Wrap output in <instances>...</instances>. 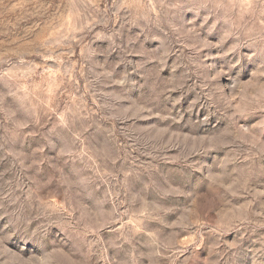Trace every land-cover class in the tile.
Returning a JSON list of instances; mask_svg holds the SVG:
<instances>
[{
  "label": "rangeland",
  "instance_id": "1",
  "mask_svg": "<svg viewBox=\"0 0 264 264\" xmlns=\"http://www.w3.org/2000/svg\"><path fill=\"white\" fill-rule=\"evenodd\" d=\"M127 2L155 11L129 9L150 19L128 25L111 18L113 0H0V176L63 175L45 194L61 223L30 226L55 239L52 264H264V10L257 0ZM113 30L121 48L109 53ZM105 62L129 82L89 85ZM99 91L123 96L114 107L128 118H102L115 113L99 109ZM221 132L235 139L241 193L223 208L207 174L180 159L190 138ZM234 209L247 219L213 231ZM0 237L28 259L17 216H0Z\"/></svg>",
  "mask_w": 264,
  "mask_h": 264
},
{
  "label": "clouds",
  "instance_id": "2",
  "mask_svg": "<svg viewBox=\"0 0 264 264\" xmlns=\"http://www.w3.org/2000/svg\"><path fill=\"white\" fill-rule=\"evenodd\" d=\"M257 2L258 6L264 10V0H257ZM112 6L116 8L117 11L113 13L111 18L121 19L124 24L128 25H135L140 19H150V16L147 13L155 11V6L151 2L144 5L130 4L127 0H113ZM160 7L163 9L167 6L161 4ZM132 8H146L147 13L129 12L128 10ZM121 11H124L126 15L121 16ZM166 14L167 13H165V15ZM261 15H264V11H261ZM108 22L107 19L103 21L105 28H107ZM155 22L158 24L159 19L157 18ZM121 27H123V24ZM104 35L103 32L97 33L96 38H101ZM119 35L120 33L118 31L113 30L111 35L107 37L112 40V45L108 50L109 53L115 51L117 48H121V45L116 43V39ZM124 51L126 52L127 50ZM230 51H235V48L230 49ZM253 54L256 55V53ZM224 55H227V53H224ZM125 60L126 55L121 59L120 63H124ZM116 67H118V65H107V62H105V64H96L92 66L89 70L91 79L88 80V84L93 85V81H95V86L100 88L107 87L109 84H127L129 82L127 80L128 73L125 72L123 75H120L119 78H116ZM93 94L96 95L97 99L102 101L99 105L100 110L114 111L115 113L114 115L104 116L102 118H128L127 113L131 111V109H115L114 107L118 101L124 99L123 96L109 91H99L94 92ZM155 98L158 99V96ZM176 102L178 103L179 101ZM81 103H84L82 97ZM228 108H231L230 102L225 107L226 114H228ZM236 116L237 113L235 112L229 114L230 119H235ZM234 143L235 139H228V134L224 132L219 133L218 137L205 136L197 138L195 139V142H192L190 138L188 151L180 158L188 168H193L207 174V179L210 180L214 186L217 207L221 208L227 207L231 204L230 197L241 195L239 188L237 187V182L232 179V172L229 170V165H232L233 170H235L240 159L239 157L231 155L232 149L228 146ZM215 149H226L227 151L218 153L214 151ZM261 151L264 152V147L261 148ZM197 156H199L198 159H191L192 157ZM202 160H211L213 163H201ZM28 167H31V165H28ZM38 172L39 170L37 169L31 176L26 173L14 174L11 180L6 181L0 176V216H17L19 230L23 233L22 238L24 239L25 245H31L29 253L32 250H35L36 252L42 253V257L25 253V255L28 256V259L26 260L25 256L20 254L24 249L21 248L20 252L12 251L4 243L7 237H0V264H52V262L59 261L61 258L62 254L59 250V246L56 244L55 239L49 236L47 227L41 226L38 229L30 230V226L33 220H38L40 218H43L47 224L51 225L61 223L62 218L54 214L57 210L50 204L48 199L45 198V194L51 187L55 186L54 182L63 185L65 183L64 177L62 174H58L59 169H57L51 176H46L40 181L35 179V175ZM21 210L24 212L22 218L17 215ZM209 210L211 211V209ZM239 211V209H234V216L227 218L222 217L219 222L214 221L216 227L212 230H226L230 224H234L236 221L242 223L247 219V216H241ZM175 227H187V225L178 224ZM55 236L59 238L60 233H55ZM61 242L63 241L61 240Z\"/></svg>",
  "mask_w": 264,
  "mask_h": 264
}]
</instances>
